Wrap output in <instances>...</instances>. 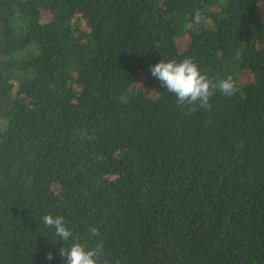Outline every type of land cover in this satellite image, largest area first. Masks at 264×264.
Instances as JSON below:
<instances>
[{
  "label": "trees",
  "instance_id": "1",
  "mask_svg": "<svg viewBox=\"0 0 264 264\" xmlns=\"http://www.w3.org/2000/svg\"><path fill=\"white\" fill-rule=\"evenodd\" d=\"M185 57L243 98L177 106ZM45 213L108 264H264V0H0V264H66Z\"/></svg>",
  "mask_w": 264,
  "mask_h": 264
},
{
  "label": "clouds",
  "instance_id": "2",
  "mask_svg": "<svg viewBox=\"0 0 264 264\" xmlns=\"http://www.w3.org/2000/svg\"><path fill=\"white\" fill-rule=\"evenodd\" d=\"M204 22V14L197 9L192 16L193 26H200ZM150 73L175 97L177 106L186 107L192 113L198 109H211V98L217 91L225 98L234 97L238 93L241 98L244 96L242 88L231 74L213 81L202 73L198 63L191 57L182 60H160L150 66ZM42 222L46 228L53 230L58 240L67 244V247L59 249V254L61 258H65L66 264H108L98 226L92 225L87 229L89 237L96 238V243L90 246L87 241L74 237L73 230L68 227L64 216L45 213ZM46 259H53L50 252L46 254Z\"/></svg>",
  "mask_w": 264,
  "mask_h": 264
}]
</instances>
